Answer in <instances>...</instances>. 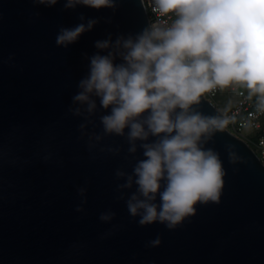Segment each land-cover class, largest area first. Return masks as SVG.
<instances>
[{"label": "water", "instance_id": "95a60500", "mask_svg": "<svg viewBox=\"0 0 264 264\" xmlns=\"http://www.w3.org/2000/svg\"><path fill=\"white\" fill-rule=\"evenodd\" d=\"M81 14L99 23L67 48L57 46L59 29L80 23ZM148 22L140 0H121L115 12L65 9L64 0L53 7L0 0V264H264V164L244 140L225 129L206 145L226 171L220 203L198 204L196 215L169 230L140 226L127 196L117 198L124 181L116 170L131 172L142 150L125 159L122 137L102 142L121 146L119 155L89 150L81 138L83 117L69 108L88 71L85 54L97 51L96 40L136 33ZM217 109L205 97L199 106L205 114ZM104 111L89 132L102 130ZM229 144L244 163H229ZM80 187L87 189L82 212ZM107 211L116 215L103 222ZM157 236L161 245L149 247Z\"/></svg>", "mask_w": 264, "mask_h": 264}, {"label": "clouds", "instance_id": "9594fccd", "mask_svg": "<svg viewBox=\"0 0 264 264\" xmlns=\"http://www.w3.org/2000/svg\"><path fill=\"white\" fill-rule=\"evenodd\" d=\"M59 0H32L55 6ZM121 0H64L65 9L85 6L113 12ZM156 22L140 31L119 34L113 40H96L97 51L88 56V71L77 84L69 111L83 117L81 138L89 150L119 155L121 146L104 145L106 137L118 136L127 143L125 159H135L132 171L118 168L117 185L131 217L147 226L153 223L175 230L196 215L198 204L220 203L226 171L220 154L206 147L233 119L226 110L214 114L199 110L206 94L240 87L255 108L264 112V0H148ZM145 8L144 0H140ZM39 16V12L35 13ZM73 27H61L57 46L67 48L99 23L98 18L79 16ZM86 21V22H85ZM107 22H111L108 18ZM11 59V57H10ZM99 102V104H98ZM100 109L101 131L94 117ZM229 163H244L235 146H226ZM130 194L124 190L133 189ZM83 198L76 211H84ZM116 214L103 212L110 222ZM160 236L148 242L158 247Z\"/></svg>", "mask_w": 264, "mask_h": 264}, {"label": "built area", "instance_id": "2783aa9c", "mask_svg": "<svg viewBox=\"0 0 264 264\" xmlns=\"http://www.w3.org/2000/svg\"><path fill=\"white\" fill-rule=\"evenodd\" d=\"M144 4L145 8H147L148 21L156 22L158 16L152 13L148 0H144ZM228 90L233 91L235 97L229 101V107L225 109L226 114L233 118L226 129L244 140L249 146L252 145V149L264 164V122L262 120L264 112H258L254 108L252 99L249 98L247 91L244 89L231 87ZM220 91L217 89L212 93H208L205 95V98L214 103ZM214 105L220 109V104L215 102ZM253 134L254 137H252Z\"/></svg>", "mask_w": 264, "mask_h": 264}, {"label": "trees", "instance_id": "16d2710c", "mask_svg": "<svg viewBox=\"0 0 264 264\" xmlns=\"http://www.w3.org/2000/svg\"><path fill=\"white\" fill-rule=\"evenodd\" d=\"M242 89H243V88H242ZM244 90H245V89H244ZM245 91H246V90H245ZM222 92L225 94V96H224L222 99H220L221 103H220L219 108L225 110V109H227V108L229 107V101L232 100V99L235 97V93H234L233 91L228 90V89H224V90H221V91L218 93L216 99L218 98L219 95L222 94ZM251 99H252V101H253V106H254V108H255V98L253 97V98H251ZM220 101H219V102H220ZM262 120H263V122H264V117H263ZM252 137H254V134L252 135ZM250 146H251V148H253L252 145H250Z\"/></svg>", "mask_w": 264, "mask_h": 264}, {"label": "rangeland", "instance_id": "374dc122", "mask_svg": "<svg viewBox=\"0 0 264 264\" xmlns=\"http://www.w3.org/2000/svg\"><path fill=\"white\" fill-rule=\"evenodd\" d=\"M224 96H225V94L222 92V94L219 95L218 98L215 99L214 101H215L216 103L220 104V103H221L220 99H222ZM219 101H220V102H219ZM215 102H214V103H215Z\"/></svg>", "mask_w": 264, "mask_h": 264}]
</instances>
